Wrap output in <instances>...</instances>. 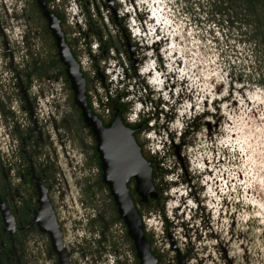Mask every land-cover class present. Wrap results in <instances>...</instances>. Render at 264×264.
I'll list each match as a JSON object with an SVG mask.
<instances>
[{
    "label": "flooded vegetation",
    "instance_id": "flooded-vegetation-1",
    "mask_svg": "<svg viewBox=\"0 0 264 264\" xmlns=\"http://www.w3.org/2000/svg\"><path fill=\"white\" fill-rule=\"evenodd\" d=\"M0 264H264V0H0Z\"/></svg>",
    "mask_w": 264,
    "mask_h": 264
},
{
    "label": "water",
    "instance_id": "water-1",
    "mask_svg": "<svg viewBox=\"0 0 264 264\" xmlns=\"http://www.w3.org/2000/svg\"><path fill=\"white\" fill-rule=\"evenodd\" d=\"M75 87L78 91L77 94L81 96L77 82H75ZM104 168L107 178L118 180V184H114L112 187H114L113 193L117 199L122 216L127 222H130L134 217L139 220L125 182L129 177L134 176L138 180L139 190L144 187L152 188L150 168L146 165L140 153H135V157L130 160H118L112 157L104 158ZM115 171H118V175L114 176L113 173ZM140 235L141 237H136L139 244L143 240L142 233H140Z\"/></svg>",
    "mask_w": 264,
    "mask_h": 264
}]
</instances>
